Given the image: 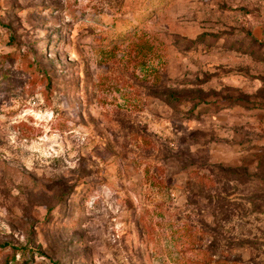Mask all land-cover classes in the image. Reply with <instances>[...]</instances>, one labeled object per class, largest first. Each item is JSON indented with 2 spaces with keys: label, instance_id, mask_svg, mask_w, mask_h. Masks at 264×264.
I'll return each mask as SVG.
<instances>
[{
  "label": "rangeland",
  "instance_id": "rangeland-1",
  "mask_svg": "<svg viewBox=\"0 0 264 264\" xmlns=\"http://www.w3.org/2000/svg\"><path fill=\"white\" fill-rule=\"evenodd\" d=\"M0 264H264V0H0Z\"/></svg>",
  "mask_w": 264,
  "mask_h": 264
},
{
  "label": "trees",
  "instance_id": "trees-1",
  "mask_svg": "<svg viewBox=\"0 0 264 264\" xmlns=\"http://www.w3.org/2000/svg\"><path fill=\"white\" fill-rule=\"evenodd\" d=\"M123 34H121L120 36H122ZM123 37H124V35H123ZM125 39H127V38H125ZM46 76H47V78H49V76H48V74H46Z\"/></svg>",
  "mask_w": 264,
  "mask_h": 264
}]
</instances>
